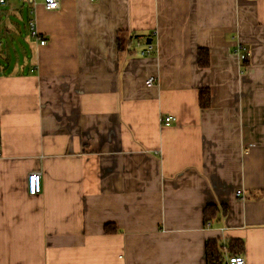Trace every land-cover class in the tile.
Wrapping results in <instances>:
<instances>
[{
    "label": "crops",
    "instance_id": "obj_1",
    "mask_svg": "<svg viewBox=\"0 0 264 264\" xmlns=\"http://www.w3.org/2000/svg\"><path fill=\"white\" fill-rule=\"evenodd\" d=\"M59 5L0 2V264H205L228 238L264 264V0Z\"/></svg>",
    "mask_w": 264,
    "mask_h": 264
},
{
    "label": "trees",
    "instance_id": "obj_2",
    "mask_svg": "<svg viewBox=\"0 0 264 264\" xmlns=\"http://www.w3.org/2000/svg\"><path fill=\"white\" fill-rule=\"evenodd\" d=\"M141 36L136 35L134 32H127L124 30L117 31L116 47L118 51L125 50L127 45L131 43L132 39H139ZM206 50L204 48L197 50L198 66L203 67L208 64V58H206ZM209 89H200L198 93V103L200 108L204 109L210 106ZM227 207H217L216 205L208 204L203 208L202 217L204 223L218 222L220 216L226 212ZM116 227L106 223L104 226V232H114ZM226 243V249L228 255H238L243 252V241L241 239L228 238ZM205 264H224V253L219 248L218 239H209L205 242Z\"/></svg>",
    "mask_w": 264,
    "mask_h": 264
},
{
    "label": "built area",
    "instance_id": "obj_3",
    "mask_svg": "<svg viewBox=\"0 0 264 264\" xmlns=\"http://www.w3.org/2000/svg\"><path fill=\"white\" fill-rule=\"evenodd\" d=\"M0 2L2 3L3 0H0ZM60 0H43V5L45 6L46 9L48 10H54L56 8L60 7ZM29 27H30V34L33 36H37L36 35V30L34 27V23L31 21L29 23ZM45 41L44 40H40L39 44H43ZM135 46L139 47V42L136 41L135 42ZM153 46H151L150 42H144L143 44V48H141V50L139 51V53L141 55L144 54H149L152 50ZM239 57H241V59H244V55L241 54L239 55ZM154 82V78L153 77H149L145 80V84L147 86L152 85ZM175 120V118H173L172 116H162L160 118V122L164 125H168L171 122H173ZM1 155V154H0ZM41 172L37 171V170H32L31 172L27 173L26 175V191L28 195H36L37 193L40 192L41 190ZM240 191L238 190L237 193H239ZM210 223H207L206 225L209 226ZM220 249H222L223 251L226 252V244L222 243L220 245ZM225 264H246L245 263V259L244 256L242 254L239 255H225Z\"/></svg>",
    "mask_w": 264,
    "mask_h": 264
},
{
    "label": "rangeland",
    "instance_id": "obj_4",
    "mask_svg": "<svg viewBox=\"0 0 264 264\" xmlns=\"http://www.w3.org/2000/svg\"><path fill=\"white\" fill-rule=\"evenodd\" d=\"M27 27V24L25 25V29H24V31H23V34H26V31H28L27 29L28 28H26ZM25 32V33H24ZM28 33V32H27ZM22 34V35H23ZM11 50H12V46H11ZM13 56V58H14V56H15V54H14V51L12 50L11 52H10V57H12ZM4 62V61H3ZM5 68H10V66L8 65V66H5Z\"/></svg>",
    "mask_w": 264,
    "mask_h": 264
},
{
    "label": "water",
    "instance_id": "obj_5",
    "mask_svg": "<svg viewBox=\"0 0 264 264\" xmlns=\"http://www.w3.org/2000/svg\"><path fill=\"white\" fill-rule=\"evenodd\" d=\"M148 41V40H147Z\"/></svg>",
    "mask_w": 264,
    "mask_h": 264
}]
</instances>
